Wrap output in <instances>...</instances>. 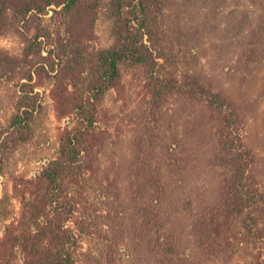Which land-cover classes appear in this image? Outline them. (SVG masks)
<instances>
[{"label": "rangeland", "instance_id": "1", "mask_svg": "<svg viewBox=\"0 0 264 264\" xmlns=\"http://www.w3.org/2000/svg\"><path fill=\"white\" fill-rule=\"evenodd\" d=\"M59 10L21 19L10 9L0 26V264H42L55 228L74 234L76 264H264V203L253 242L222 199L226 112L185 89L193 78L228 101L264 195V0H157L143 42L150 61L120 65L98 100V56L120 46L127 22L112 0L70 27ZM25 100L36 107L15 141ZM82 102L94 104L95 124L56 190L46 177L64 161Z\"/></svg>", "mask_w": 264, "mask_h": 264}, {"label": "trees", "instance_id": "2", "mask_svg": "<svg viewBox=\"0 0 264 264\" xmlns=\"http://www.w3.org/2000/svg\"><path fill=\"white\" fill-rule=\"evenodd\" d=\"M98 1L94 0L93 3H89L85 0H0V26L10 9L20 13L21 19H26L29 14H32L33 18H38L39 15H46V8L52 5L60 8L59 11H55L57 14L67 17V26L82 24L85 16L92 14ZM156 4L157 0H112L113 11L127 24L122 27L120 46L105 50L98 56L96 85L91 89L93 99H99V95L106 93L108 88L114 84L119 75L120 65L127 62L147 64L150 61L151 51L143 42L145 36H149L152 12ZM189 82L186 83L185 89L191 87L192 90L186 91L205 101L214 114L220 117L224 110L226 112L222 116L223 121L220 118L223 130L219 146H221L225 165L230 174L227 180H224L222 199L229 213L227 215L243 216L245 232L253 242H256L261 239V230H258L260 219L258 215L263 209L264 195L250 182L249 172L254 160L240 136L237 116L233 110H230V104L221 95L206 90L196 79L191 78ZM159 83L160 86L157 85ZM162 83L163 81L160 80H157V84L155 83V97H161ZM170 85L167 83L166 87H171ZM25 101L18 104L17 113L10 126L9 133L14 136L15 141L26 140L29 131L28 114L36 107L34 100ZM88 106H94V104L82 102L78 107L79 129L74 131L73 136L66 137L60 149V156L64 158V161L56 159L48 171L46 177L48 185L56 190L60 188L59 183L63 177L61 170L69 168L81 156L82 150L79 144L81 133H90L95 124V108L89 111ZM59 229L53 230L54 250L42 264H76L71 248L76 238L69 229ZM208 232H214V228L204 230V233Z\"/></svg>", "mask_w": 264, "mask_h": 264}]
</instances>
